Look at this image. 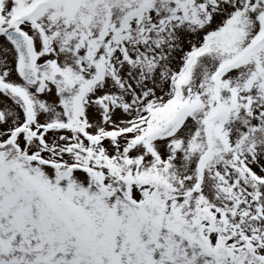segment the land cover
Returning a JSON list of instances; mask_svg holds the SVG:
<instances>
[{"label": "snow or ice", "instance_id": "obj_1", "mask_svg": "<svg viewBox=\"0 0 264 264\" xmlns=\"http://www.w3.org/2000/svg\"><path fill=\"white\" fill-rule=\"evenodd\" d=\"M0 264H264V0H0Z\"/></svg>", "mask_w": 264, "mask_h": 264}]
</instances>
